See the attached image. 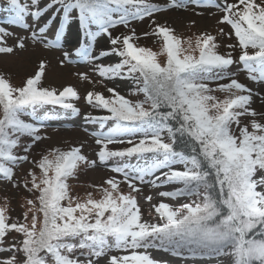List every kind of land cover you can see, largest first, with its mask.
<instances>
[{"label": "snow or ice", "instance_id": "1", "mask_svg": "<svg viewBox=\"0 0 264 264\" xmlns=\"http://www.w3.org/2000/svg\"><path fill=\"white\" fill-rule=\"evenodd\" d=\"M6 4L0 54L14 56L29 42L62 48L65 28L76 23L79 47L64 51L60 65L79 57L91 67L76 75L92 88L81 97L73 85L44 86L43 60L19 85L0 73V183L29 194L16 217L8 197L0 204V254L7 253L0 264H100L101 258L106 264H170L151 250L180 264H223L226 257L231 264H264V111L251 107L259 94L230 71L237 65L248 80L264 84V0H166L163 7L153 0ZM190 7L216 9L222 14L216 24L230 31L183 34L155 18ZM145 18L151 28L143 36L153 37L157 50L140 45L135 29L113 35L117 26ZM17 27L25 35L11 30ZM101 35L110 47L97 55L94 42ZM225 35L235 43L222 53L218 40ZM110 57L117 59L101 62ZM116 80L129 81V96L143 98L130 99L104 84ZM97 84L110 95L96 90ZM81 99L105 113L84 116L98 125L91 133L94 157L85 154L83 143L31 156L32 147L47 139L41 135L46 125L23 117L46 106L79 115ZM97 167L113 175L89 185L92 191L83 197L74 194L69 181ZM140 197L148 202L147 215Z\"/></svg>", "mask_w": 264, "mask_h": 264}, {"label": "rangeland", "instance_id": "2", "mask_svg": "<svg viewBox=\"0 0 264 264\" xmlns=\"http://www.w3.org/2000/svg\"><path fill=\"white\" fill-rule=\"evenodd\" d=\"M46 0H42L41 6L45 3ZM154 3L164 6L166 0H153ZM7 7L6 0H0V23L3 22L9 16V13L5 11ZM197 13H201L197 15ZM211 13V15H210ZM221 13H219L214 8H194L190 7L189 10H167L161 13L156 14V19L161 22H167L171 26H173L178 33L183 34H191L192 32H196L198 30L208 29L213 31L215 34L217 27H223L225 33L230 31L229 26L227 25H217L216 21L219 19ZM195 22L194 24L192 22ZM28 22L31 23V18L28 19ZM8 27V25H4ZM59 25L57 24V27ZM151 28V20L149 18H145L143 20H135L131 21L130 27L125 28L122 25L117 26L112 30L113 35L126 34L130 31V29H135L137 35L140 36L139 44L142 46H148L153 48V50H157L158 45L154 43V38L144 37V32H149ZM12 31L17 32L19 35H25L24 31L20 28H12ZM78 34V24L72 23L71 25L65 28V34L62 37L61 43L63 45L62 48L59 49H44L42 45L31 46L29 42V48L25 51H18L16 55H6L0 54V73L4 74L6 77L11 79L13 84L19 85L23 82L25 78L30 75H33L35 71L38 69L39 62L43 60L46 64V72L42 77V83L44 86L48 87H56L62 88L63 86L73 85L75 86L81 97L85 94L86 90H90L92 88L91 84L87 82H81L76 73L79 72H88L90 65H86L83 61L80 60L79 57L73 55L72 59L74 63L68 64L66 63L63 67L60 65V60L62 59V53L64 51H69L70 53L75 52V48L79 47V43L77 40ZM54 33L49 32V39H54ZM220 44L219 51L225 53L230 51V49L226 48V45L229 43H235V38L231 39L225 35L220 37L218 40ZM11 44V41H9ZM110 45L108 43V38L104 35L98 36L96 41L94 42V54H99L101 50H106ZM233 55H238V49L233 52ZM117 58L110 57L104 58L102 63H110L114 62ZM163 59V58H162ZM230 71L237 73V78L248 87L252 88L254 93H258L259 95H255L253 98V102L251 107L255 109L257 112L264 111V102H262V98H264V84L254 83L247 78V73L244 71H238L237 65L231 66ZM92 79L98 80L99 77L90 73ZM108 87H115L117 91L121 94L125 95L130 99H142V95L137 96H129V90L131 87V83L126 80H116V81H105ZM104 84H97L96 90L104 92L105 95H110L106 92ZM77 106L81 109L79 115L65 114L64 112L57 111L59 114L58 117L46 118L43 121L46 125L45 128L42 129L41 135L47 137L36 145L32 147L30 150V155L38 157L42 150H46L50 147H61L66 148L69 145H78L80 143L84 144L83 151L90 158L94 157V150L96 149V145L94 143V137L91 135L92 132L98 130V125L92 122H89L84 119L86 114H91L94 116L104 115L103 111H97L92 109L90 106L86 105L83 99L79 102H76ZM59 108V107H57ZM245 120L248 118H244ZM260 119V117H257ZM25 120L31 121L28 118V115L25 116ZM22 142L26 145L30 143V138L22 137ZM30 165L23 164L22 169L26 170ZM179 167V166H178ZM18 173L20 169L17 170ZM113 175L106 167H97V168H86L78 173L77 178L71 179L69 183L73 187L74 194H77L81 197L88 191H92L89 185L100 184L104 179L108 176ZM124 190H127L126 186H123ZM145 195H153L154 199L152 203L157 202L155 198V192L151 191L147 188L144 189ZM29 194L20 189L19 191L13 189L10 184L6 182L0 183V204L4 203V198L8 197L11 201L10 207L14 209L11 212L13 217L18 216L22 209L20 208V204L23 203L22 197L28 196ZM98 198V195H97ZM170 203H176L175 201H169ZM139 203L142 209L145 212V215L148 213V202L143 199V197L139 198ZM15 235V234H13ZM152 254L157 259L169 260L170 264H180V261L170 257L168 254L159 252L157 250H151ZM111 254H119L117 252H113ZM7 255V253L0 254ZM100 264H106L105 258H101ZM223 264H231L229 258H223Z\"/></svg>", "mask_w": 264, "mask_h": 264}, {"label": "trees", "instance_id": "3", "mask_svg": "<svg viewBox=\"0 0 264 264\" xmlns=\"http://www.w3.org/2000/svg\"><path fill=\"white\" fill-rule=\"evenodd\" d=\"M57 111L64 112L62 109L52 106H46L45 108L41 109L35 116H28L31 120H43L46 118L58 117ZM25 119V116L23 117Z\"/></svg>", "mask_w": 264, "mask_h": 264}]
</instances>
